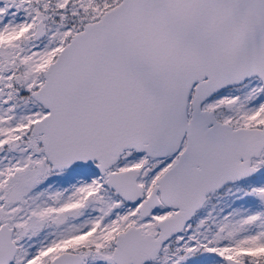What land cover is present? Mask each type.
Here are the masks:
<instances>
[{
    "label": "snow or ice",
    "instance_id": "6c2138e0",
    "mask_svg": "<svg viewBox=\"0 0 264 264\" xmlns=\"http://www.w3.org/2000/svg\"><path fill=\"white\" fill-rule=\"evenodd\" d=\"M0 264H264V0H0Z\"/></svg>",
    "mask_w": 264,
    "mask_h": 264
}]
</instances>
